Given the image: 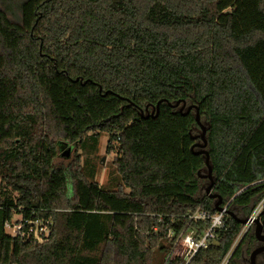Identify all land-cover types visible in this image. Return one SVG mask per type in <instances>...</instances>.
I'll return each instance as SVG.
<instances>
[{
    "label": "trees",
    "instance_id": "obj_1",
    "mask_svg": "<svg viewBox=\"0 0 264 264\" xmlns=\"http://www.w3.org/2000/svg\"><path fill=\"white\" fill-rule=\"evenodd\" d=\"M182 101L243 218L264 195V0H0V264H180L176 236L209 225L188 215L215 211ZM103 134L105 185L87 158ZM14 214L49 219L47 239L6 233ZM224 218L188 264H220L241 227Z\"/></svg>",
    "mask_w": 264,
    "mask_h": 264
},
{
    "label": "built area",
    "instance_id": "obj_2",
    "mask_svg": "<svg viewBox=\"0 0 264 264\" xmlns=\"http://www.w3.org/2000/svg\"><path fill=\"white\" fill-rule=\"evenodd\" d=\"M227 204L222 205L221 211H214L210 212L206 209L197 208L195 211L188 215V222L190 221H198V220H209V225L205 229V231L201 235H196V230L193 228H189L186 231H181L175 238V242L170 250L168 257L174 258L178 257L181 259L180 264H188L191 258L195 255V253L201 249L205 248L212 242L216 236L217 232L221 229L226 227L225 223V211L227 210ZM264 205V195L258 201V204L253 207L251 212L248 214L246 219V223L241 225L243 231L247 230L252 224L253 219L258 215L261 208ZM161 216H158L157 221H160ZM36 223H39L38 227H36ZM50 224L49 219L46 220H33V219H24L19 217L18 220L12 219V221L4 222V230L9 235L15 237H23L24 239L32 238L34 241L42 242L45 241L49 235V227ZM46 230V234L44 231ZM240 228L238 234L236 235L230 249L227 251L225 256L223 257L220 264H226L228 257L230 256L231 252H233L234 248L233 244L235 241H239L240 238L243 236V232ZM242 233V234H241ZM169 235H172L169 232ZM237 244V243H236ZM178 246V249H177ZM236 246V245H235ZM174 248L177 249L174 252ZM180 250V251H179Z\"/></svg>",
    "mask_w": 264,
    "mask_h": 264
},
{
    "label": "rangeland",
    "instance_id": "obj_3",
    "mask_svg": "<svg viewBox=\"0 0 264 264\" xmlns=\"http://www.w3.org/2000/svg\"><path fill=\"white\" fill-rule=\"evenodd\" d=\"M187 105H188V102H187ZM179 107L180 106H178V108ZM192 111H194V110H192ZM201 123L203 124V126L206 125L205 121H201ZM200 133H201L200 127L196 128L194 130V135H197V137H199ZM196 142L201 143L200 138H197ZM106 143H107V135L103 134L98 141L95 152H93L92 154L87 156V158H89L92 161V167H94V171H95V174L93 175L92 179L95 180L98 184H102V185H105L108 182L110 175L114 173V168L112 165V159L115 155L116 144H113L115 146L113 152H106ZM195 149H200V147L197 146ZM60 150L62 151V153L60 154L61 156L58 157V159L55 161V164L61 165V166L62 165L66 166V164L69 161L70 156L72 155V153L74 151V146L65 145V146L61 147ZM76 153H80V151L77 150ZM199 178H200V188H199V192H198L197 196L202 197L205 193V188H206L208 181H209L207 178L206 167H203L200 170ZM257 204H258V202L256 203V205ZM233 211L235 212L236 215L240 216L237 208L233 207ZM19 217H20V215L14 214L13 219L18 220ZM38 225H39V223H36V227H38ZM240 228L243 231L242 227H240ZM247 230H248V228H247ZM247 230H244L243 232H246ZM44 233L46 234V230L44 231ZM238 242L239 241H235L232 248H234L236 243H238ZM177 249H178V246H177ZM177 249L174 248V252H176ZM231 255H232V252H231L230 256L228 257L226 264H228V261L230 260Z\"/></svg>",
    "mask_w": 264,
    "mask_h": 264
},
{
    "label": "flooded vegetation",
    "instance_id": "obj_4",
    "mask_svg": "<svg viewBox=\"0 0 264 264\" xmlns=\"http://www.w3.org/2000/svg\"><path fill=\"white\" fill-rule=\"evenodd\" d=\"M232 253L228 264H264V205Z\"/></svg>",
    "mask_w": 264,
    "mask_h": 264
},
{
    "label": "water",
    "instance_id": "obj_5",
    "mask_svg": "<svg viewBox=\"0 0 264 264\" xmlns=\"http://www.w3.org/2000/svg\"><path fill=\"white\" fill-rule=\"evenodd\" d=\"M160 102H166L168 105H171L173 107L177 106L179 103L178 101H176L175 103H170L166 100H159V101H157L155 106L151 109V113L157 114L158 106H159ZM185 105H186V101H182V103L179 107V110L181 111L185 107ZM191 109H194L195 122H196L197 126L200 127V129H201V133L199 135L201 143L194 142L190 148H191V150H193L194 153L201 154L203 159H204V164H205V167L207 170V178L209 180L208 184L205 188V192L207 193L208 197L213 200L212 203H213L214 210L215 211H221L222 210V201H223L222 197L217 192H215L213 189L214 177L212 174V169H211V165H210V161H209V153H208V150L206 148V146H207V140L205 137L206 127L203 126V124L201 123L200 115H199V111H198V106L196 104H188L185 107L186 112L190 111ZM197 146H199L200 149L195 150L194 148ZM60 148H61V146H60ZM225 213L228 216H230L231 218H233L234 220H236L240 225H243L244 223H246L245 218H241V219L238 218L235 215V213L232 212L231 210H226Z\"/></svg>",
    "mask_w": 264,
    "mask_h": 264
}]
</instances>
